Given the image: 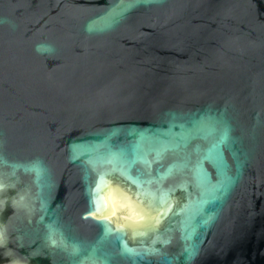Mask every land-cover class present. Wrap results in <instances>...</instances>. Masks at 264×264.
<instances>
[{
	"label": "water",
	"instance_id": "water-1",
	"mask_svg": "<svg viewBox=\"0 0 264 264\" xmlns=\"http://www.w3.org/2000/svg\"><path fill=\"white\" fill-rule=\"evenodd\" d=\"M0 264H264V0H0Z\"/></svg>",
	"mask_w": 264,
	"mask_h": 264
}]
</instances>
